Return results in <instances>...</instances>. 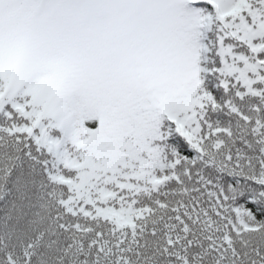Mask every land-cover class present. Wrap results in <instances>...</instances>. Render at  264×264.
Listing matches in <instances>:
<instances>
[{
	"label": "snow or ice",
	"instance_id": "6c2138e0",
	"mask_svg": "<svg viewBox=\"0 0 264 264\" xmlns=\"http://www.w3.org/2000/svg\"><path fill=\"white\" fill-rule=\"evenodd\" d=\"M0 264H264V0H0Z\"/></svg>",
	"mask_w": 264,
	"mask_h": 264
}]
</instances>
